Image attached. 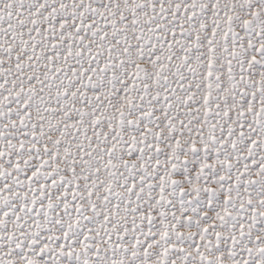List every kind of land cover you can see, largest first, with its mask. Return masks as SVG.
<instances>
[{
    "label": "snow or ice",
    "instance_id": "obj_1",
    "mask_svg": "<svg viewBox=\"0 0 264 264\" xmlns=\"http://www.w3.org/2000/svg\"><path fill=\"white\" fill-rule=\"evenodd\" d=\"M0 264H264V0H0Z\"/></svg>",
    "mask_w": 264,
    "mask_h": 264
}]
</instances>
